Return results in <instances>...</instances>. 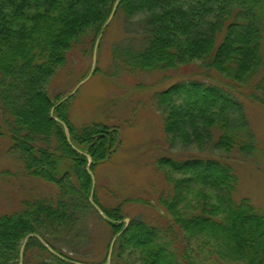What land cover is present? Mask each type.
I'll return each mask as SVG.
<instances>
[{"label":"trees","instance_id":"obj_1","mask_svg":"<svg viewBox=\"0 0 264 264\" xmlns=\"http://www.w3.org/2000/svg\"><path fill=\"white\" fill-rule=\"evenodd\" d=\"M116 1L0 0V143L8 137L24 173L56 188L55 194L25 198L18 209L0 213V264H20L22 244L32 233L61 256L32 236L23 264H107L119 232L109 264H197L202 259L195 261L188 246L194 236L205 260L216 254L264 264V212L248 198L235 199L239 175L232 164L256 149L241 95L264 107V0H120L113 19L123 20L124 32L113 49L109 77L122 70L165 73L196 65L204 77L177 80L159 93L163 129L173 142L220 155L160 158L168 187L156 204L141 197L104 202L95 180L94 201L105 219L89 198L92 172L116 152L120 128L105 122L77 125L68 111L72 97L52 111L71 91L51 89L76 56L94 55ZM99 70L96 66L93 73ZM191 190L198 197L192 210ZM144 204L163 211L168 227L127 211ZM97 225L110 233L101 261L81 250ZM180 234L187 235L184 247L177 244Z\"/></svg>","mask_w":264,"mask_h":264},{"label":"rangeland","instance_id":"obj_2","mask_svg":"<svg viewBox=\"0 0 264 264\" xmlns=\"http://www.w3.org/2000/svg\"><path fill=\"white\" fill-rule=\"evenodd\" d=\"M123 20H112L103 33L97 50L95 67L98 73L90 75L88 69L93 67V56L77 57L71 69L62 71V75L53 81L52 94L72 91L82 80L86 72L88 78L72 96L68 111L70 118L77 125L88 122H105L120 128V142L113 156L100 163L94 173L99 194L104 202H119L130 197H141L157 203L158 196L168 187L165 172L159 170V159L171 157L181 161L191 155H209L219 152L206 148L201 151L196 145H185L172 141L171 135L163 129L164 112L158 105L159 93L177 80L204 77L197 75V66L192 64L179 70L169 72H129L122 70L111 78L114 68L113 49L123 37ZM90 70V69H89ZM92 70V69H91ZM71 73V74H70ZM107 73V75H105ZM166 76L168 78H166ZM189 76V77H183ZM111 78V79H110ZM79 80L78 83H76ZM247 91L244 92L246 94ZM242 112L246 128L256 138V149L252 155L240 156L232 160L239 175L237 201L248 198L249 203L264 212V107L252 102L248 96L241 95ZM4 115L0 104V126ZM12 141L2 137L0 143V213L18 209L21 201L31 196L51 195L56 193L53 184L27 176L18 155L11 151ZM168 168L166 167V170ZM191 201L188 208L198 199L195 190L187 192ZM129 213L142 212L153 218L156 225L167 228V217L163 211L151 205H129ZM186 234L178 235L177 244L184 247ZM187 236V235H186ZM110 233L106 226H98L93 232L92 240L84 243L81 250L92 259L101 261L106 252ZM189 238V236H188ZM199 242L192 238L189 248L202 259L197 264H243L221 259L205 260L198 255ZM65 251H68L64 248ZM215 261V262H214Z\"/></svg>","mask_w":264,"mask_h":264},{"label":"water","instance_id":"obj_3","mask_svg":"<svg viewBox=\"0 0 264 264\" xmlns=\"http://www.w3.org/2000/svg\"><path fill=\"white\" fill-rule=\"evenodd\" d=\"M119 2H120V0H117L116 2H115V4H114V7H113V11H112V13H111V15H110V17H109V19H108V21L106 22V24H105V27L111 22V20L113 19V16H114V13H115V11H116V9H117V6H118V4H119ZM103 32L104 31H102L100 34H99V36H98V38H97V41H96V45H95V50H94V61H93V67H92V70H91V72H90V75H92V73L94 72V69H95V63H96V60H97V50H98V45H99V41H100V39H101V37H102V35H103ZM89 75V76H90ZM88 76V77H89ZM87 77V78H88ZM87 78H85L84 80H82L70 93H68L65 97H63L57 104H55L54 106H53V110L52 111H54V109L57 107V106H59L60 104H62L64 101H66V100H68L69 98H71L74 94H75V92L77 91V89H78V87L83 83V82H85V80L87 79ZM55 119H58L57 117H55V116H53ZM64 123V122H63ZM64 125L66 126V124L64 123ZM69 134V133H68ZM91 164H92V161H91V159H90V162H89V164H88V169L90 170V167H91ZM92 176H93V186H92V190H91V194H90V201H91V203L95 206V208L97 209V211L101 214V216L103 217V218H105V219H107V214L95 203V201H94V192H95V176H94V174H93V172H92ZM125 222H126V225H128L129 224V222H130V219L129 218H125ZM120 234H121V232H119L118 234H116L114 237H113V239H112V241H111V244H110V247H109V252H108V257H107V264H109L110 262H111V257H112V252H113V248H114V244H115V242H116V240H117V238L120 236ZM32 236H35V237H37V238H39V239H41V241L43 242V244H44V246L48 249V250H50L53 254H56V255H59V256H61L58 252H56L44 239H42V237L40 236V235H38V234H34V233H32V234H29L27 237H26V239L24 240V242H23V244H22V247H21V250H20V264H23V259H24V251H25V247H26V243H27V240H28V238L29 237H32ZM77 264H86V263H79V262H76Z\"/></svg>","mask_w":264,"mask_h":264}]
</instances>
